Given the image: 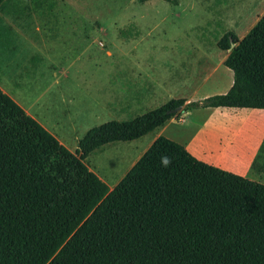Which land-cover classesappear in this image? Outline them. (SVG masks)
Listing matches in <instances>:
<instances>
[{
  "label": "trees",
  "instance_id": "1",
  "mask_svg": "<svg viewBox=\"0 0 264 264\" xmlns=\"http://www.w3.org/2000/svg\"><path fill=\"white\" fill-rule=\"evenodd\" d=\"M11 35L0 17V46ZM218 45L230 50L227 92L172 98L94 125L76 151L0 86V264H264L263 182L205 162L165 135L112 189L85 162L181 109L264 108V14L243 38L228 31Z\"/></svg>",
  "mask_w": 264,
  "mask_h": 264
},
{
  "label": "rangeland",
  "instance_id": "2",
  "mask_svg": "<svg viewBox=\"0 0 264 264\" xmlns=\"http://www.w3.org/2000/svg\"><path fill=\"white\" fill-rule=\"evenodd\" d=\"M263 14L264 0H6L0 17L12 30V42L0 46V86L43 114L76 151L94 125L133 118L172 98L224 93L231 76L222 68L211 73L224 52L218 41L228 31L243 38ZM129 83L154 91L162 103L133 108L126 100L119 103L120 97L109 108L101 104L117 99L112 93H125ZM86 108L91 117L69 119ZM219 111L241 110L181 109L185 121H174L164 135L190 145ZM239 118L228 125L247 134L262 130L260 116L254 115V126ZM158 131L105 145L85 162L112 189ZM260 158L255 162L261 170Z\"/></svg>",
  "mask_w": 264,
  "mask_h": 264
},
{
  "label": "crops",
  "instance_id": "3",
  "mask_svg": "<svg viewBox=\"0 0 264 264\" xmlns=\"http://www.w3.org/2000/svg\"><path fill=\"white\" fill-rule=\"evenodd\" d=\"M244 37V36H243ZM223 50V49H222ZM221 57L218 59L217 63L211 69V73H215L221 68L225 70L231 76V81L228 86L225 88V92H227L234 82V73L231 68L224 64V60L227 57L230 50H223ZM108 53L111 54L112 51L108 50ZM127 90L125 93L123 91L113 92L112 95H115L117 99L109 100L105 99V106L107 108L111 107L114 104H118V98H120V102L126 100L127 106H132L136 108L140 106L142 103H147L149 106L157 105L162 102L158 100L160 96L152 90H147L145 88H140L136 86V83H129L127 84ZM186 98V97H185ZM15 99V98H14ZM187 101H191V98H186ZM30 115L35 117L43 126H45L49 131H51L57 138V132H54L53 128H51L52 124L45 120L43 114L38 113L37 110L33 109L31 104L27 105L20 99H15ZM97 104H100L98 100H96ZM212 108L214 111L220 110L222 108H229L231 107H202V109ZM220 108V109H218ZM241 111H230V112H223L219 111L215 113L217 118L210 120L208 124L202 126V130L198 132L194 136V140L190 142V145L185 144V146L199 159L208 162L210 164L219 166L223 169L238 173L250 179L258 180L264 183V177L261 174L264 172V168L259 166L253 167V164L257 157L262 160L260 157L264 155V149L262 151V144H263V135H264V108H238ZM86 111V112H85ZM82 110L80 113H74L75 115L69 116V119L78 118L77 121L81 118L87 119L91 117L89 114L88 108ZM254 115L260 116V120H263L262 130L261 127L259 128L261 131V138L258 135V130L255 133V130L251 133H246L245 131L241 130L238 125L233 127L234 120L239 122L241 116H245L244 121L246 124L252 123L254 126L257 122L254 118ZM93 117V116H92ZM226 118V119H225ZM236 118V119H235ZM68 120V118H67ZM174 121L184 122L185 117H182L180 112L169 119L164 125L160 126V131L156 133L150 143L149 146L153 143V141L160 135H164L165 130L167 127L173 123ZM238 124V123H237ZM157 128V129H159ZM206 130L204 131V129ZM156 129V130H157ZM155 131V130H154ZM62 143H64L63 138H58ZM260 139V140H259ZM179 141V140H178ZM182 142V141H181ZM183 143V142H182ZM261 150V152H259ZM260 156V157H259Z\"/></svg>",
  "mask_w": 264,
  "mask_h": 264
},
{
  "label": "clouds",
  "instance_id": "4",
  "mask_svg": "<svg viewBox=\"0 0 264 264\" xmlns=\"http://www.w3.org/2000/svg\"><path fill=\"white\" fill-rule=\"evenodd\" d=\"M169 158L168 157H162V163H164L165 165H167L169 163Z\"/></svg>",
  "mask_w": 264,
  "mask_h": 264
},
{
  "label": "water",
  "instance_id": "5",
  "mask_svg": "<svg viewBox=\"0 0 264 264\" xmlns=\"http://www.w3.org/2000/svg\"><path fill=\"white\" fill-rule=\"evenodd\" d=\"M235 46V44L234 43H232V45H231V48H233ZM181 108L179 107L177 110H180Z\"/></svg>",
  "mask_w": 264,
  "mask_h": 264
}]
</instances>
